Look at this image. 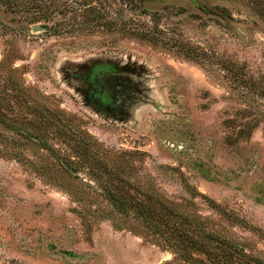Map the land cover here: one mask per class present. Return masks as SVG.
<instances>
[{
  "label": "rangeland",
  "instance_id": "obj_1",
  "mask_svg": "<svg viewBox=\"0 0 264 264\" xmlns=\"http://www.w3.org/2000/svg\"><path fill=\"white\" fill-rule=\"evenodd\" d=\"M136 1L0 2V264H264V0Z\"/></svg>",
  "mask_w": 264,
  "mask_h": 264
},
{
  "label": "trees",
  "instance_id": "obj_2",
  "mask_svg": "<svg viewBox=\"0 0 264 264\" xmlns=\"http://www.w3.org/2000/svg\"><path fill=\"white\" fill-rule=\"evenodd\" d=\"M108 1L109 0L104 2H102V0H74L72 2L69 0H0L5 8L12 13H28L29 17L27 18L30 19L29 21L31 23L44 20L46 22L45 26H47V22L53 21L57 14L65 15L64 19L56 20L51 24L50 28L53 30L54 34L75 30H88L91 32L106 27L111 29L118 27L119 25L115 21L105 16L102 6L98 4V2H101V4L104 5L105 2ZM125 1L132 9L138 7V2L136 0ZM170 6L175 7L174 5H167V7ZM183 10H185L184 7H177V12H183ZM143 11L147 12V9H143ZM69 15L70 18L68 17ZM141 36H143V38H149L147 33H142ZM106 191L108 199L120 212L127 213L129 208H134L139 212L140 216L143 214L146 216H153L155 214V208L143 201H137L134 204L127 203L126 196L117 193V191H121L120 188L117 190L107 188ZM183 235L188 239H194V236L190 235L189 232H184ZM235 252V249L229 250L228 257H226V259L223 258V264H235V262H237Z\"/></svg>",
  "mask_w": 264,
  "mask_h": 264
}]
</instances>
